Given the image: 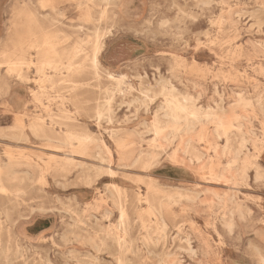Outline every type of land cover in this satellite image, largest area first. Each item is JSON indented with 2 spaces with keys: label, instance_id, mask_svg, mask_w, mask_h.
I'll use <instances>...</instances> for the list:
<instances>
[{
  "label": "rangeland",
  "instance_id": "1",
  "mask_svg": "<svg viewBox=\"0 0 264 264\" xmlns=\"http://www.w3.org/2000/svg\"><path fill=\"white\" fill-rule=\"evenodd\" d=\"M52 5L0 0V81L7 83L0 84V189L9 190H0V264H262L264 0ZM32 15L53 17L66 37L61 47L82 45L75 61L85 65L51 72L55 84H47L40 102L34 66H23L22 80L10 77L3 63L13 52L14 23ZM96 30L102 34L98 64ZM26 58L37 61L36 50L28 49ZM163 87L223 113L235 124L233 149L224 150L226 137L205 118L184 135L192 138L190 151L173 135L153 146ZM17 116L26 129L40 118L53 133L21 135ZM70 132L95 140L87 148L76 138L67 145ZM115 185L123 190V225ZM28 217L24 223L35 235L22 239L16 228ZM162 222L165 229L156 225Z\"/></svg>",
  "mask_w": 264,
  "mask_h": 264
},
{
  "label": "bare ground",
  "instance_id": "2",
  "mask_svg": "<svg viewBox=\"0 0 264 264\" xmlns=\"http://www.w3.org/2000/svg\"><path fill=\"white\" fill-rule=\"evenodd\" d=\"M40 3L42 4V6H49V5H52V0H40ZM52 9L54 10L53 5H52ZM20 14L22 16H25V15H23L22 12ZM20 14H19V18H20ZM19 18H18V20H19ZM24 18H25L24 21L21 22L19 20V21H16L14 23L16 30L9 37L10 39H8L14 45L13 52L11 51L12 53L11 52L8 53V54H10L8 56H7V53H5L6 56H5V61L3 63H5L7 65V67H8L7 71H8V74L10 75V77L15 76V77L22 79V80L25 77V75L22 73L23 66L25 65L29 68L31 66H34L35 71L38 75V78L36 80H37V83L39 84V88H40V91L38 93L34 94V99L40 102L41 98H42L41 93L43 92V89L46 88L47 84H50V85L55 84L54 77H53V75H51L52 74L51 72H54L56 74L57 73L64 74V70L70 71V72H76L85 66L83 63H80V62L77 63L75 61V56L81 50H83V46L78 44V45L74 46L71 50H66L65 48H62L61 44H62L64 38L66 39V37H65V35L62 34L61 30L58 29V27L54 25V18L53 17L52 18L46 17L45 18L46 21H41L39 18L35 17V15H32V17L30 16L28 18H26V17H24ZM94 37L95 38L93 40L94 48H93L92 59H93V62L95 64H98V54L100 53V51H101L100 49L102 48V46L99 45L101 37H102V34L100 33L99 30H96ZM5 42H3L1 45L3 46L5 44ZM236 48H235V50H236ZM28 49H35L36 50L37 55H38L37 61H33V60L26 58V52L28 51ZM13 55H16V57L15 56L13 57ZM0 64H1V62H0ZM180 67H181V65H180ZM131 79H132V76H131ZM1 83L7 85L6 82L0 81V84ZM125 87H126V85H125ZM174 90L175 89H166L163 87L159 92L165 98H164V104L162 105V108H161L163 110L162 114H160V115L157 114L155 120L152 123L151 131H153L154 135H155L153 138V141H152V145L157 146V145H159V143H157V142H160L162 140L168 141L170 139V137H172V135L175 138L177 136H180L181 137V143H180L181 148L180 149H182L184 152L190 151L192 148V138L191 137H185L184 135H189L190 133H192L194 124L197 122H200L203 118H205L206 120L215 122V124H216L215 132L218 134V136L223 135L226 137L227 141H226V145L224 147V150L233 149L234 143L230 139V133L233 131L232 128L235 126V124L233 122L226 121L225 117L222 115L223 113L220 114L219 111H217L216 109L203 110L200 107H197L193 103L192 97L187 96V95L180 96ZM240 99H242V98H240ZM97 115L99 117L101 116L100 110H97ZM145 125H146V123H145ZM15 128L18 129V131H19L18 133L21 135H25L27 129H30L31 132L35 135L36 134L48 135V134L53 133L49 129L47 124L40 118H34L28 124V128L26 129V125L24 124V121L22 120V118L17 116ZM237 128L241 132V127L239 125ZM74 138H76L80 141V145L83 148H87V145H88L87 143L91 142L92 140H95L94 138H92L91 135H89L87 133L70 132L65 136L64 143H66L67 145L72 144V140ZM244 140L245 139L243 138L240 141L241 145H242V143H244ZM125 146L126 145L123 142H121V141L119 142L118 147L120 148L121 152L124 151ZM22 153L23 152H21V154ZM176 154L177 153L175 152L174 155H176ZM193 158H195L196 160L201 159V157L198 155H193ZM237 161H238L237 158L234 157L232 159V161L230 162V166L234 165ZM146 163H147V167H148L150 165L149 164L150 160L148 159ZM112 174H114V172ZM212 175L218 176V177H224L225 173H223L221 175H219L217 173H213ZM40 181H42V180H40ZM131 182H133V181L131 180ZM140 182H142V181H140ZM38 183H39V180H38ZM1 184H2V182H1ZM43 185H44V182H43ZM3 188H1V189L3 190ZM114 189L116 192V195H115L116 203L118 204V208H119L120 214H121L120 220H121V224L123 225L124 224L123 222L125 221L126 215H127L126 208H125L124 202H123V190L121 189V187L116 186V185L114 186ZM4 190H6V189L4 188ZM4 190L2 191L3 193L6 192V191L4 192ZM8 191L9 190H7V192ZM7 192H6V194H7ZM196 194H197V192H196ZM238 210L240 212H242L240 209H238ZM161 211H162V209H161ZM152 212H157V208L156 209L153 208ZM231 213H233V211H231ZM156 225L159 228H163V229L166 228V223H164V222L157 223ZM232 225H233L232 220H230L229 221V227H231ZM144 228H145V226H144ZM119 236L115 237L114 239L120 243L121 238ZM254 247H256V246H254ZM254 249H256V248H254ZM256 250H258V249H256ZM119 260H120V258H119ZM95 261H96V259H95ZM260 261L262 264H264V256L263 255H261Z\"/></svg>",
  "mask_w": 264,
  "mask_h": 264
},
{
  "label": "crops",
  "instance_id": "3",
  "mask_svg": "<svg viewBox=\"0 0 264 264\" xmlns=\"http://www.w3.org/2000/svg\"><path fill=\"white\" fill-rule=\"evenodd\" d=\"M15 107L18 109L19 107H21V104H16ZM31 219V218H25V220L23 218H20V222L18 223L19 226H17L16 228V235L22 239H33L34 235L33 234V230L30 227L27 226L26 223H24L25 221ZM22 222V223H21ZM229 264H237L236 262H234V260H231L229 262Z\"/></svg>",
  "mask_w": 264,
  "mask_h": 264
}]
</instances>
